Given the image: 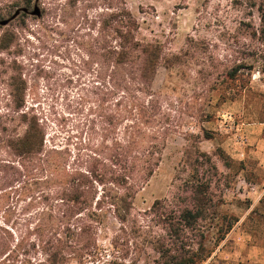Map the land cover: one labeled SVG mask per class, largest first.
<instances>
[{"label": "trees", "instance_id": "obj_1", "mask_svg": "<svg viewBox=\"0 0 264 264\" xmlns=\"http://www.w3.org/2000/svg\"><path fill=\"white\" fill-rule=\"evenodd\" d=\"M33 2L26 0V9ZM230 6L235 26L222 36L228 53L224 59L213 55V68L207 73L215 85L233 84L235 93L228 99L235 101L250 86L254 71L260 68L258 72L264 74V0H231ZM50 11L69 28L66 41L80 51V65L94 75L90 95L79 97L81 108L89 105L77 137V153L46 145V128L34 110L31 118L25 112L26 85L14 74L10 79L14 113L29 123L23 135L10 140V160L0 161V194L18 192L32 180L33 200L38 197L51 211L49 221H57L56 228L43 230L38 225L34 230L39 246L52 250L48 260L52 264H64L73 254L83 259L98 253L97 224L102 213L121 225L116 240L127 238L130 223L139 224L136 233H150L145 248L157 254L154 264H205L240 222L239 216L224 211V193L235 188L240 172L246 171L247 181L254 184L263 181V172L253 171L255 163L236 162L218 149L224 163L220 171L213 155L199 147L212 140L210 133L193 136L198 144L190 147L194 153L189 152L185 161L192 175L171 197L135 213L136 196L162 163L169 139L179 133L167 109L169 97L154 91V81L161 67L170 71L185 64L188 55H172L161 43L140 40L141 24L125 0H64ZM84 25L89 39L80 34ZM199 118L204 122L209 115L201 109ZM251 206L246 201L242 208L248 211ZM243 228L263 239L264 245V198ZM3 233L8 232L0 228V260H7L13 250ZM134 246L137 250L138 243Z\"/></svg>", "mask_w": 264, "mask_h": 264}, {"label": "rangeland", "instance_id": "obj_2", "mask_svg": "<svg viewBox=\"0 0 264 264\" xmlns=\"http://www.w3.org/2000/svg\"><path fill=\"white\" fill-rule=\"evenodd\" d=\"M25 1L0 0V20L11 19L17 11L23 15L18 21H10L8 26L0 25V161L10 160V140L23 135L29 123L14 113L10 90L14 74L26 85L25 112L31 118L30 112L34 110L40 124L46 128V145L71 149L75 156L77 137L89 105L81 108L79 97L90 95L94 75L80 65V51L66 41L69 28L54 19L50 11L64 0H34L27 13L23 11ZM125 1L141 24L140 40L161 43L172 55H188L183 58L185 64L176 65L170 71L161 67L153 84L155 92L163 91L168 95L167 109L171 110L179 133L169 139L162 163L134 200V212L140 213L149 210L157 200L171 197V192L192 175V168L185 169L188 153H194L190 147L198 144L191 137L210 133L212 140L201 142L200 150L213 155V164L220 171L224 169V163L216 154L218 149L227 154L223 148L227 134L223 130L230 132L228 134L232 131L230 122L224 119L228 120L232 114L234 126L256 120L264 122V74L258 72L260 68L254 71L248 89L231 101L228 98L235 93L233 84L215 85L213 77L207 73L213 68L210 61L213 55L224 59L228 53L229 46L222 36L224 30L235 26L231 0ZM36 7L41 11L40 16L33 15ZM80 34L89 39L88 26L84 25ZM201 109L209 115L204 122L199 118ZM219 125L223 126V132ZM241 183L237 178L231 193L226 191L222 195L224 211L243 218L246 216L243 203L249 200L236 193L237 188L243 192L244 183ZM35 192L36 186L31 180L18 192L0 194V228L8 232L3 233V237L13 250L10 261L3 257L0 264H52L48 261L52 250L39 246L34 230L38 225L43 230L56 228L57 221H49L51 211L38 197L33 200ZM120 227L112 215L102 213L97 224L98 253L83 259L73 254L64 264H154L157 254L145 248L150 233H136L139 224L130 223L127 238L122 235L116 240ZM210 232L214 233V228L211 227ZM226 239L228 241L215 248L205 264H242L233 253L237 240ZM253 241L263 244V239ZM35 243L36 248L32 246ZM135 243H138L137 250ZM213 243V240L209 242V246L213 247Z\"/></svg>", "mask_w": 264, "mask_h": 264}, {"label": "crops", "instance_id": "obj_3", "mask_svg": "<svg viewBox=\"0 0 264 264\" xmlns=\"http://www.w3.org/2000/svg\"><path fill=\"white\" fill-rule=\"evenodd\" d=\"M232 103L235 106V102ZM219 127L221 132L225 131V134H227L223 148L231 159L239 163H255L256 169L254 171L260 170L263 172L262 175L264 176V122L256 120L253 122L237 123L234 128H240L242 131L238 132L230 127V131H232L231 134H228L230 132L227 130L221 129L223 127L222 125H219ZM240 136L246 139V145L243 147L238 146L236 143ZM246 174V171L240 172L238 179L244 183V190L240 192V189L237 188L236 193L241 197L246 196L249 202L252 203V206L250 210L246 211V216L240 218V222L229 233L227 238L230 237L238 242L233 252L235 257L240 259L238 262L242 264H264V245L255 244L253 239L257 238L243 228V223L249 213L256 208L264 198V181L255 184L250 183L247 181ZM248 186L253 187V189H249ZM230 191L231 190H228L229 193H231ZM226 240L228 241V239ZM227 241H225V243ZM223 252L228 253L226 249H223Z\"/></svg>", "mask_w": 264, "mask_h": 264}, {"label": "built area", "instance_id": "obj_4", "mask_svg": "<svg viewBox=\"0 0 264 264\" xmlns=\"http://www.w3.org/2000/svg\"><path fill=\"white\" fill-rule=\"evenodd\" d=\"M223 118H225V117H223ZM224 120H225L224 122H230L232 129H236L237 128V127L234 128L235 127L234 126L235 125V122L233 121V115L232 114H229L228 120H226V119H224ZM236 131L241 132L242 130L240 128H237ZM236 143H237L238 146H242V147L245 146L246 145V139H245V137L240 136V138H238V140H237ZM248 188L253 189V187H251V186H248Z\"/></svg>", "mask_w": 264, "mask_h": 264}, {"label": "water", "instance_id": "obj_5", "mask_svg": "<svg viewBox=\"0 0 264 264\" xmlns=\"http://www.w3.org/2000/svg\"><path fill=\"white\" fill-rule=\"evenodd\" d=\"M23 11L25 12V13H27L29 10L28 9H23ZM19 11H17L16 13H15V15H13V17L11 18V19H9V20H5V21H0V25L1 26H6V25H8L9 23H10V21H12L13 19H15L17 16H19ZM33 15H36V16H40L41 15V11H40V9L38 8V7H36V9H35V11L33 12Z\"/></svg>", "mask_w": 264, "mask_h": 264}]
</instances>
